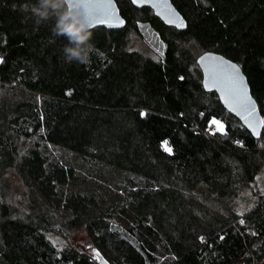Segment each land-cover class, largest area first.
I'll return each mask as SVG.
<instances>
[{
	"label": "trees",
	"instance_id": "trees-1",
	"mask_svg": "<svg viewBox=\"0 0 264 264\" xmlns=\"http://www.w3.org/2000/svg\"><path fill=\"white\" fill-rule=\"evenodd\" d=\"M26 2L0 0V264H264V128L206 90L197 62H238L264 117V0H172L186 29L116 0L126 25L92 28L83 62ZM143 23L159 58L131 46Z\"/></svg>",
	"mask_w": 264,
	"mask_h": 264
},
{
	"label": "snow or ice",
	"instance_id": "snow-or-ice-1",
	"mask_svg": "<svg viewBox=\"0 0 264 264\" xmlns=\"http://www.w3.org/2000/svg\"><path fill=\"white\" fill-rule=\"evenodd\" d=\"M147 2L148 0H131L133 5H141ZM152 2L154 7L160 9L158 15H162L168 24L179 29L187 27L183 17L176 8L169 4L168 0H152ZM80 6L85 9L90 26L100 24L119 27L125 24L124 19L117 14V5L114 0H68L69 8ZM140 27H143V25H140ZM161 55H163L162 52ZM2 62L3 58L0 57V63ZM198 64L203 66L205 72L204 88L219 89L224 104L244 120L247 127L251 129L252 135L261 136L259 129L264 127V119L256 118L255 102L248 95L240 65L233 62L232 59H225L223 56H217L210 52H205L199 56ZM179 79L183 80L184 77L181 76ZM140 115L143 117L145 113L142 111ZM209 123L217 126L215 131L226 134L224 125L220 120L213 117ZM234 143L243 147V142L240 140H236ZM162 145L166 152H172V149L167 147V140H163ZM240 215H243V213H240ZM239 223L244 224L245 221L241 219ZM219 238L223 240L224 236L221 235ZM199 239L204 242L205 237L200 236ZM92 251L99 256L96 249H92Z\"/></svg>",
	"mask_w": 264,
	"mask_h": 264
},
{
	"label": "clouds",
	"instance_id": "clouds-1",
	"mask_svg": "<svg viewBox=\"0 0 264 264\" xmlns=\"http://www.w3.org/2000/svg\"><path fill=\"white\" fill-rule=\"evenodd\" d=\"M15 7V5H13ZM20 10L31 12L39 20L55 16L52 28L56 35L66 36L69 43L63 47L66 62H83L91 50V27L83 7H68V0H35L20 5Z\"/></svg>",
	"mask_w": 264,
	"mask_h": 264
},
{
	"label": "rangeland",
	"instance_id": "rangeland-1",
	"mask_svg": "<svg viewBox=\"0 0 264 264\" xmlns=\"http://www.w3.org/2000/svg\"><path fill=\"white\" fill-rule=\"evenodd\" d=\"M143 25V27H140V33H134L132 32L130 34L131 37V46L132 48L143 51L146 54L159 58L161 56V52L164 54L166 45L165 42L160 38L159 34L148 24L143 23L140 24ZM159 49V51H157ZM213 125V129H216V125ZM259 178L261 180H264V169L261 171ZM14 183H17L16 180H13ZM246 196H250V192L245 193ZM237 206L239 209L244 210L245 208V202L238 200ZM89 236L84 232H77L72 241H76L78 243H83L85 246L91 247V242L88 238ZM53 241L57 243L59 246H62L63 243L66 242L65 239L59 238L58 236H51ZM91 249V248H90Z\"/></svg>",
	"mask_w": 264,
	"mask_h": 264
},
{
	"label": "water",
	"instance_id": "water-1",
	"mask_svg": "<svg viewBox=\"0 0 264 264\" xmlns=\"http://www.w3.org/2000/svg\"><path fill=\"white\" fill-rule=\"evenodd\" d=\"M114 2H115L116 5H117V10H118V11H117V14H118V16H119L120 18L124 19L125 24H124L123 26H119V27H116V26H109V25L93 24L92 27H91V29H92V28H95V27H97V26H105V27H107V28H122V27H124V26L126 25V19L122 16V14H121V12H120V9H119V6H118L116 0H114ZM168 2H169V4L172 5V7L176 8L175 5L173 4L172 0H168ZM134 6L139 7V8H140V7H143V6H149V7H151V8L153 9L154 13H155V14H156V15H157V16H158V17H159L164 23H166L167 25H170V24H168V23L166 22V20L164 19V17H163L162 15H158V12L160 11V9H158V8H156V7L153 6V2H152V0H148L147 3L141 4V5H134ZM80 7H82V6H80ZM176 10L180 13V15L183 17V19H184L185 22H186V19L184 18V16L182 15V13H181L177 8H176ZM113 23L115 24V22H113ZM186 25H187V22H186ZM171 26H174V25H171ZM174 27H175V26H174ZM178 29H179V28H178ZM184 29H186V28H184ZM205 52H210V53H213L214 55H217V56H223L225 59H230V58H228L227 56L223 55L222 53H219V52H216V51H213V50H207V51H204V52L201 53L199 56L203 55ZM199 56H198V58H197V62L199 61ZM233 62L239 64L238 62H236V61H234V60H233ZM198 65H199V64H198ZM239 65H240V64H239ZM199 67H200V69H201V71H202V84H203V86H204L205 72H204V69H203V66H202V65H199ZM240 68H241V74H242L243 77H244V81H245V85H246V88H247L248 95L251 97L252 101L255 102L256 118H257V119H264V117L262 116V114H261V112H260V109H259L258 103H257L256 99L254 98V96H253V94H252L251 86H250V83H249V81H248V78H247L246 74L244 73V71H243L241 65H240ZM206 90H214V91L217 93V95H218V97H219L221 103L224 105V107H225L229 112H231L233 115H235L237 118H239V120L243 123V125H244L245 127H247V125L245 124L244 120L241 119V117H240L239 115H237L236 112L230 110L229 107L226 106V105L224 104V101L221 99L222 93L219 91V89H217V88H208V89H206ZM247 128H248V127H247ZM263 128H264V127H261V128L259 129L260 133L262 132ZM248 129H249V128H248ZM249 131L251 132V129H249ZM253 136H254V135H253ZM255 137H258V136H255Z\"/></svg>",
	"mask_w": 264,
	"mask_h": 264
}]
</instances>
